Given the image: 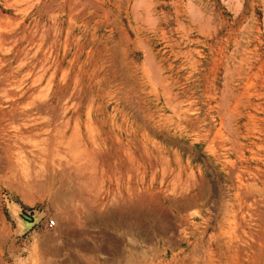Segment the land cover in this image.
Here are the masks:
<instances>
[{"label":"rangeland","instance_id":"374dc122","mask_svg":"<svg viewBox=\"0 0 264 264\" xmlns=\"http://www.w3.org/2000/svg\"><path fill=\"white\" fill-rule=\"evenodd\" d=\"M0 264H264V0H0Z\"/></svg>","mask_w":264,"mask_h":264},{"label":"built area","instance_id":"2783aa9c","mask_svg":"<svg viewBox=\"0 0 264 264\" xmlns=\"http://www.w3.org/2000/svg\"><path fill=\"white\" fill-rule=\"evenodd\" d=\"M55 223H56V222H55L54 219H51L50 222H49V224H50L51 226H53Z\"/></svg>","mask_w":264,"mask_h":264},{"label":"bare ground","instance_id":"6f19581e","mask_svg":"<svg viewBox=\"0 0 264 264\" xmlns=\"http://www.w3.org/2000/svg\"><path fill=\"white\" fill-rule=\"evenodd\" d=\"M236 102H237V101H236ZM236 102H235V103H236ZM231 107H232V106H231ZM229 109H230V108H229ZM232 148H233V147H232ZM235 165H236V164H235ZM237 173H238V172H237ZM177 176H178V175H177Z\"/></svg>","mask_w":264,"mask_h":264}]
</instances>
